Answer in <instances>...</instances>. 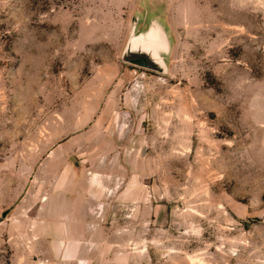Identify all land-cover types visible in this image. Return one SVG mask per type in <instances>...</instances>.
<instances>
[{"label": "rangeland", "instance_id": "rangeland-1", "mask_svg": "<svg viewBox=\"0 0 264 264\" xmlns=\"http://www.w3.org/2000/svg\"><path fill=\"white\" fill-rule=\"evenodd\" d=\"M0 165V264H264V0H0Z\"/></svg>", "mask_w": 264, "mask_h": 264}, {"label": "water", "instance_id": "water-1", "mask_svg": "<svg viewBox=\"0 0 264 264\" xmlns=\"http://www.w3.org/2000/svg\"><path fill=\"white\" fill-rule=\"evenodd\" d=\"M171 50L168 25L157 17L137 15L132 20L119 59L124 64L167 75Z\"/></svg>", "mask_w": 264, "mask_h": 264}, {"label": "crops", "instance_id": "crops-1", "mask_svg": "<svg viewBox=\"0 0 264 264\" xmlns=\"http://www.w3.org/2000/svg\"><path fill=\"white\" fill-rule=\"evenodd\" d=\"M4 174L5 173L0 170V216L3 215L5 210L16 205L17 202L13 188H11L9 192L6 190V183L3 180V178H5ZM48 194L49 193H47V197L45 199L46 204H48L49 200Z\"/></svg>", "mask_w": 264, "mask_h": 264}]
</instances>
